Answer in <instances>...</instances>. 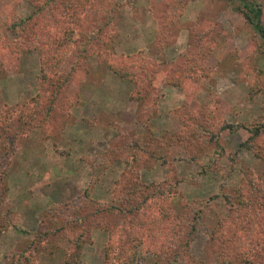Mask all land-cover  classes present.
<instances>
[{"label":"trees","instance_id":"16d2710c","mask_svg":"<svg viewBox=\"0 0 264 264\" xmlns=\"http://www.w3.org/2000/svg\"><path fill=\"white\" fill-rule=\"evenodd\" d=\"M131 1L0 0V79L18 70L24 55L36 53L39 64L34 96L15 106L0 104V149L4 154H8L9 143L15 139L38 129L47 138L48 127L67 119L70 109L79 102L77 94L89 72L101 76L106 69L128 85V98L136 103V126L147 124L149 129L161 113L160 89L186 95L185 82L195 86L209 77L205 64L216 42L215 25L201 27L195 22L185 29L186 49L176 61H155L141 51L113 54L111 50L119 38L117 14ZM216 1L231 5L264 46L260 0ZM22 4L29 8L23 16L17 12ZM183 7L180 2L174 8L175 14L164 11L162 24L152 22L155 29H160L158 35L152 33L159 44L172 35L173 21L183 13ZM166 29L169 32H162ZM258 47L263 48L260 44ZM93 58L99 67L92 70L88 64ZM254 84L255 93L264 92V73ZM211 104L207 101L205 106L194 107L195 101L181 102L179 108L170 111L180 120L181 129H167L157 137L148 133V139L136 131L137 127L132 131L116 122L109 123L108 130L112 128L114 133L107 132L108 147L100 155L107 168L116 162L122 165V171L112 180L108 200H96L88 187L81 200L50 206L36 232L20 231L35 236L39 243L64 238L69 243L65 252L72 255V264L78 263L84 245L93 243L96 232L105 236L106 264H134L148 253L154 254V264H179L188 254L203 214L218 199L226 207L225 214L216 218L207 240L216 263L264 264V172L257 176L249 169L238 173L235 168L243 150L264 165V121H217L215 112L208 109ZM238 132L242 141L235 152L227 151L223 136ZM212 155L227 161V176L241 174V179L231 191H219L204 201L178 198L182 180L176 174L149 185L140 178L142 171H155L176 162L197 163L201 157L210 161ZM215 165L213 161L201 166L199 174L224 169ZM31 261L33 264L32 258L30 262L25 260L26 264ZM13 264L23 263L16 260Z\"/></svg>","mask_w":264,"mask_h":264},{"label":"rangeland","instance_id":"374dc122","mask_svg":"<svg viewBox=\"0 0 264 264\" xmlns=\"http://www.w3.org/2000/svg\"><path fill=\"white\" fill-rule=\"evenodd\" d=\"M131 2L117 14L119 38L111 50L113 54L127 55L141 51L144 57L155 61H176L186 49L185 29L195 22H199L201 27L215 25L217 32L213 34L216 42L205 64L209 77L198 81L195 86L185 82L186 95L179 91L168 94L166 88L160 89L162 94L158 104L161 113L149 124V129L147 124L136 126V103L128 98V85L116 79L105 67H100L105 69L101 76L89 72L84 77L77 94L78 104L70 109L67 119L58 120L50 129L48 127L47 138L41 129L33 130L23 139L9 143L7 155L0 149V264H13L16 260L26 264L25 260L30 262L31 258L33 264H72V255L65 252L69 243L64 238L39 243L35 236L24 235L20 229L36 232L50 206L58 207L76 199L79 201L88 187H91L90 195L96 200H108L112 180L122 171V165L116 162L107 168L100 155L108 147L105 144L110 139L109 134L114 133L112 125L108 130L109 123L116 122L132 131L137 127L136 131L144 133L145 139H148V133L157 137L167 129L178 131L182 125L170 111L179 108L180 103L185 101H195L194 107L205 106L207 101H211L208 109L215 112L217 121H264V92L255 93L254 90V83L264 73V55H261L264 46L254 31L242 23L231 5L216 0ZM180 2L184 6L183 13L173 21L172 35L159 44L152 33L158 35L160 29H155L152 22L162 24L164 11L170 10L175 14L174 8ZM260 2L264 9V0ZM17 12L23 16L29 8L22 4ZM259 44L263 48L258 47ZM98 64L93 58L88 66L93 70L99 67ZM17 67L14 73L1 76L0 104L15 106L27 103L35 94L33 83L39 74L37 54L24 55ZM242 138L239 132L224 135L226 150L235 152ZM213 161L216 168L224 169L206 170L204 175L199 174L201 166H208ZM235 168L237 172L249 169L257 176L264 172L263 163L245 150L240 153ZM226 170L227 161L217 160V156L212 155L210 161L201 157L197 163L176 162L169 167L159 166L155 171H142L140 178L149 185L176 174L182 180L178 198L204 201L219 191H231L237 186L241 174L227 176ZM170 203L173 204L172 199ZM225 208L222 200L210 203L193 236L188 254L179 264H218L208 249L207 240L210 228L217 217L225 214ZM105 244L103 233H94L93 243L84 245L78 263L73 264H106ZM154 262V254L148 253L144 260H135L134 264Z\"/></svg>","mask_w":264,"mask_h":264}]
</instances>
